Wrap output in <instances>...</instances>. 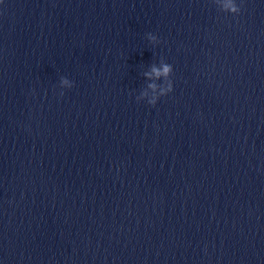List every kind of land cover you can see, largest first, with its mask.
Wrapping results in <instances>:
<instances>
[{
	"label": "water",
	"instance_id": "water-1",
	"mask_svg": "<svg viewBox=\"0 0 264 264\" xmlns=\"http://www.w3.org/2000/svg\"><path fill=\"white\" fill-rule=\"evenodd\" d=\"M235 2L0 0V264H264V0Z\"/></svg>",
	"mask_w": 264,
	"mask_h": 264
},
{
	"label": "clouds",
	"instance_id": "clouds-1",
	"mask_svg": "<svg viewBox=\"0 0 264 264\" xmlns=\"http://www.w3.org/2000/svg\"><path fill=\"white\" fill-rule=\"evenodd\" d=\"M222 11L225 13L233 14V15H239L241 9L236 4L235 0H226V3L223 6ZM147 38L148 40L154 43H157V44L159 43L158 38L152 33H148ZM172 73H173L172 65L165 62V63L160 64L159 67H157L156 65H153L151 69V73L146 72L144 75L147 78H150L152 75H154L156 78L164 77L167 79ZM60 86L61 88L71 89L73 87V82H71L66 77H61ZM157 87H158L157 84L149 82L146 88H144L140 92L139 96L136 97L137 101L139 102L141 100H146L148 105L154 107L161 97L166 96L173 91L172 80L168 79L167 85L160 86L158 92H157ZM149 91L153 93L151 96H149ZM61 96H63V92H61Z\"/></svg>",
	"mask_w": 264,
	"mask_h": 264
}]
</instances>
